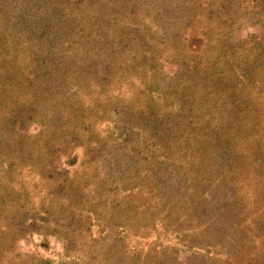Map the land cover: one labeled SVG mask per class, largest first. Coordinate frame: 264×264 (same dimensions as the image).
Returning a JSON list of instances; mask_svg holds the SVG:
<instances>
[{
  "label": "rangeland",
  "instance_id": "1",
  "mask_svg": "<svg viewBox=\"0 0 264 264\" xmlns=\"http://www.w3.org/2000/svg\"><path fill=\"white\" fill-rule=\"evenodd\" d=\"M0 264H264V0H0Z\"/></svg>",
  "mask_w": 264,
  "mask_h": 264
}]
</instances>
